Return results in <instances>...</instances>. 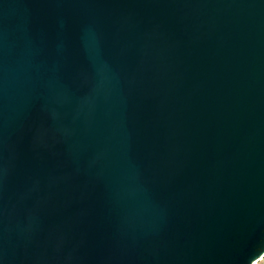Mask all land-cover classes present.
I'll return each instance as SVG.
<instances>
[{
	"label": "water",
	"instance_id": "water-1",
	"mask_svg": "<svg viewBox=\"0 0 264 264\" xmlns=\"http://www.w3.org/2000/svg\"><path fill=\"white\" fill-rule=\"evenodd\" d=\"M264 256V0H0V264Z\"/></svg>",
	"mask_w": 264,
	"mask_h": 264
},
{
	"label": "rangeland",
	"instance_id": "rangeland-1",
	"mask_svg": "<svg viewBox=\"0 0 264 264\" xmlns=\"http://www.w3.org/2000/svg\"><path fill=\"white\" fill-rule=\"evenodd\" d=\"M255 264H264V256L257 260Z\"/></svg>",
	"mask_w": 264,
	"mask_h": 264
},
{
	"label": "bare ground",
	"instance_id": "bare-ground-1",
	"mask_svg": "<svg viewBox=\"0 0 264 264\" xmlns=\"http://www.w3.org/2000/svg\"><path fill=\"white\" fill-rule=\"evenodd\" d=\"M256 262H254V264H255Z\"/></svg>",
	"mask_w": 264,
	"mask_h": 264
}]
</instances>
